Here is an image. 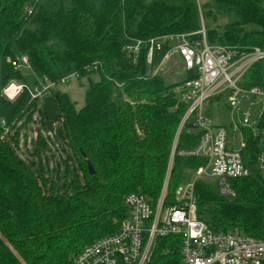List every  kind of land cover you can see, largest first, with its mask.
<instances>
[{
  "label": "trees",
  "instance_id": "16d2710c",
  "mask_svg": "<svg viewBox=\"0 0 264 264\" xmlns=\"http://www.w3.org/2000/svg\"><path fill=\"white\" fill-rule=\"evenodd\" d=\"M206 19L225 22L209 27ZM201 20L209 44L225 45L238 55L256 47L264 50V0L200 5L196 0H0V56L16 58L15 47L27 57L35 75L32 89L52 84L45 89L49 91L72 75H99L98 81L89 80L79 110L66 93L56 92L60 134L78 168L68 178L67 192L47 188V178L13 145L18 131L11 134L10 129L24 114L31 121L41 96L20 112L15 109L8 127L0 125V264H74L85 245L115 232L127 217L125 195L139 192L156 201L187 107L174 87L195 75L186 73L176 82H168L163 73L151 76L147 48L133 60L124 47L134 39L196 32ZM7 65L4 84L24 79ZM242 84L264 87V58L248 68ZM187 129L185 125L179 133L173 153L168 198L188 171L205 162L180 153L193 149L199 138ZM243 132L248 175L230 181L232 199L219 196L211 181L197 180V218L213 232L236 231L264 240V179L255 167L259 138ZM174 238H157L149 264L165 263Z\"/></svg>",
  "mask_w": 264,
  "mask_h": 264
},
{
  "label": "built area",
  "instance_id": "2783aa9c",
  "mask_svg": "<svg viewBox=\"0 0 264 264\" xmlns=\"http://www.w3.org/2000/svg\"><path fill=\"white\" fill-rule=\"evenodd\" d=\"M30 13L31 10H28ZM147 48L145 59L153 68L151 76L162 73V67L173 55L184 69V74L195 77L183 79L175 85L174 92L187 104L174 135L171 159L163 188L169 176L170 163L178 135L185 125L188 133L199 135L195 147L181 151V154L201 157L205 162L196 168L193 176L180 183L174 193V204H164L165 191L162 188L155 202L139 192H132L123 198L128 209L127 217L118 223L117 230L85 245L74 257V264H149L157 238L175 237L166 249L168 256L164 264H264V240L240 232H213L197 218L195 182L207 179L212 182L216 193L232 199L235 192L230 181L248 175L249 169L242 158L246 147L244 129L258 137V151L255 167L264 179V128H260L264 116V87L243 86V76L256 61L264 58V50L253 48L244 54L222 44H209L205 28L193 33H180L154 37L148 41L134 39L124 47L133 60ZM160 57L156 60V55ZM20 58L7 57V62L16 71L30 66L25 55ZM183 78V77H182ZM65 78L61 80L62 83ZM52 84L43 90L28 88L31 99L40 97ZM25 85L10 81L3 90V97L14 99ZM226 97L229 108L241 117V125H213L204 114V103ZM259 103L260 108L254 109ZM243 136V142L236 148L235 134ZM177 260V263H174Z\"/></svg>",
  "mask_w": 264,
  "mask_h": 264
},
{
  "label": "rangeland",
  "instance_id": "374dc122",
  "mask_svg": "<svg viewBox=\"0 0 264 264\" xmlns=\"http://www.w3.org/2000/svg\"><path fill=\"white\" fill-rule=\"evenodd\" d=\"M206 1L208 0H196L198 5L204 4ZM224 22L225 19H219L216 23H213L210 19L204 20V24L209 27L216 24L221 25ZM13 49L16 53V58L19 59L20 54L17 53L15 47ZM159 57L160 55L158 56L157 54L156 60ZM7 64L6 58L0 56V125L6 127H8V124L12 120L15 109H18V112H20L31 101L27 87H33L35 79L31 67L22 66L20 68V73L24 79H15V82L25 85L23 91L12 100L3 97V90L10 82L8 81L6 84L3 83L8 71ZM161 70L168 82H176L184 75V69L180 64L177 55L171 56ZM89 80L94 82L98 81L99 75L97 73H92L89 76L81 78L72 75L67 79L66 83H59L53 89L43 91L41 98L38 99L36 103V109H32L31 121L26 120L25 114L24 116L21 115L22 117L15 121V124L10 129L11 134L12 132L14 133V131H18L17 137L16 133L13 134V136L16 137V143L13 145L17 153L29 165H32L35 170H40L42 172L43 176L47 178V188L52 187L58 193L67 192L68 178L72 177L75 170L78 171V168L67 140L60 134L61 112L56 100V92L66 93L74 103L75 109L79 110L85 104V92L88 89ZM44 85L45 84H40L38 88L42 90ZM257 108H260L259 103L254 107V109ZM203 112L211 120L213 125L226 126L229 128V137L231 134L229 125L231 123L242 127L241 117L236 111L229 108L225 96L204 103ZM6 127L4 128V132L8 133L9 129ZM8 138L13 139L11 136ZM36 140H38L37 143ZM234 140V146L238 148L243 142V136L237 133L235 134ZM171 165L172 161L170 163V166ZM188 172L190 173L187 174V177L184 180H182L181 186H184V181L186 179L193 176L194 171ZM168 181L169 176L166 181L167 185H165L166 190L163 187L162 188L165 191L164 204L167 203L169 205L176 202L174 194L169 198L167 197Z\"/></svg>",
  "mask_w": 264,
  "mask_h": 264
},
{
  "label": "water",
  "instance_id": "95a60500",
  "mask_svg": "<svg viewBox=\"0 0 264 264\" xmlns=\"http://www.w3.org/2000/svg\"><path fill=\"white\" fill-rule=\"evenodd\" d=\"M87 169H88V173L89 174H93L94 173V170H93V168H92V166H91V164L89 162H87Z\"/></svg>",
  "mask_w": 264,
  "mask_h": 264
},
{
  "label": "crops",
  "instance_id": "0c3cea01",
  "mask_svg": "<svg viewBox=\"0 0 264 264\" xmlns=\"http://www.w3.org/2000/svg\"><path fill=\"white\" fill-rule=\"evenodd\" d=\"M6 61H7V58H6ZM8 63V62H7ZM10 81H13V80H10ZM15 81V80H14Z\"/></svg>",
  "mask_w": 264,
  "mask_h": 264
}]
</instances>
